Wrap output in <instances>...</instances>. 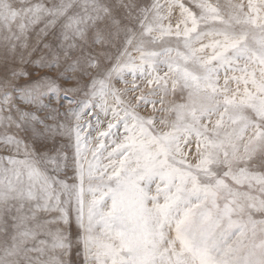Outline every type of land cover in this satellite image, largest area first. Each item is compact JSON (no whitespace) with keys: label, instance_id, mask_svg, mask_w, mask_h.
Here are the masks:
<instances>
[{"label":"snow or ice","instance_id":"snow-or-ice-1","mask_svg":"<svg viewBox=\"0 0 264 264\" xmlns=\"http://www.w3.org/2000/svg\"><path fill=\"white\" fill-rule=\"evenodd\" d=\"M0 264H264V0H0Z\"/></svg>","mask_w":264,"mask_h":264},{"label":"rangeland","instance_id":"rangeland-1","mask_svg":"<svg viewBox=\"0 0 264 264\" xmlns=\"http://www.w3.org/2000/svg\"><path fill=\"white\" fill-rule=\"evenodd\" d=\"M213 2H217V0H213ZM219 3L224 4L226 0H218Z\"/></svg>","mask_w":264,"mask_h":264}]
</instances>
